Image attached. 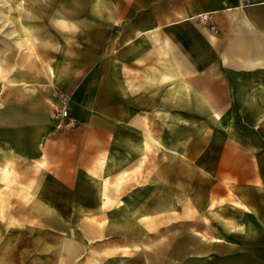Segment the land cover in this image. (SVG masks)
<instances>
[{"label":"crops","instance_id":"1","mask_svg":"<svg viewBox=\"0 0 264 264\" xmlns=\"http://www.w3.org/2000/svg\"><path fill=\"white\" fill-rule=\"evenodd\" d=\"M15 1L8 2L17 9ZM88 1L74 6L105 8L101 18L89 20L107 29L105 56L95 65L113 66L120 90L70 93L62 100L69 125L57 128L62 119L48 107L46 119L26 127V135L36 136L26 181L34 184L42 212L62 222L42 224L36 244L27 235L16 257L51 264H190L197 256L204 264L209 254L264 247V0ZM201 14L207 23L197 18ZM150 70L154 79H142ZM163 113L171 119L170 135L179 119L196 128L180 144L175 137L167 147L147 149L145 119L159 123L154 136L161 140ZM195 120H205V162L192 150L200 133ZM163 149L169 158L163 159ZM121 173L128 175L119 184ZM1 174L8 170L0 166ZM118 198L124 202L106 204ZM184 200L181 213L201 214L202 223L165 226L139 218L178 213ZM86 215L111 221L78 217ZM162 227L169 231L168 247H185L180 259L158 253Z\"/></svg>","mask_w":264,"mask_h":264},{"label":"rangeland","instance_id":"2","mask_svg":"<svg viewBox=\"0 0 264 264\" xmlns=\"http://www.w3.org/2000/svg\"><path fill=\"white\" fill-rule=\"evenodd\" d=\"M8 1L0 0V166L8 170L6 177L4 174L0 175V264H51L26 262L25 256L16 257V251L24 248L27 235L33 236L36 244V239H40L43 232L42 224L62 222L55 216L42 212V204L35 197L34 184L26 181V157L31 154L30 149L34 148L36 142L33 133L26 135V127L36 121L37 117L46 119L48 107L55 113L63 108L67 110L68 104L62 100L70 98V93L76 92L83 97L96 93L98 96L115 95L120 90L117 83H120L121 78L118 76L120 73L113 70V66L95 65L97 59L105 56L103 53L107 29L104 23L98 25L89 20L91 15L94 19L101 18L104 15V7H75V0H16L17 9H14ZM85 2L89 1L82 0V4ZM10 31H13V34H10ZM142 79L153 80V71L144 72ZM49 99H53V103L48 104ZM167 114L163 113L161 119V140L154 136V126L159 129V123L155 125L153 119H145L147 149H150L153 143L167 147L166 144L172 142L175 137L174 142L179 144L191 137L189 130L196 127L185 126L186 121L181 119L177 125H173L170 135L171 119ZM203 121L205 123V120H195V123H200V133L194 139L195 150L194 147L192 149L199 162L202 158L205 162ZM61 126L58 125L57 128ZM217 126L213 125L215 133L212 134V141L215 142L219 137ZM12 132L13 138H10ZM27 136L29 142L26 140ZM21 148L24 152L19 150ZM179 153V150L174 151L175 156ZM162 156L163 159L169 158V150L163 149ZM202 169L205 171V166ZM149 170L147 167L146 171ZM127 175L121 173L118 176L119 184ZM123 202L121 198L115 202L106 200L107 205H120ZM182 207H186L185 200L179 201L178 209L175 210L178 213L162 211L158 216L147 214L139 218L144 223L155 222L165 226L170 223L180 225L203 222L201 214L181 213ZM197 207L196 204L192 205L190 212H196ZM78 217L87 222L111 221L108 216L98 219L89 215ZM164 228L170 227L168 225ZM164 228L161 231L162 241L167 239L166 235L169 234ZM20 244L23 246L20 247ZM167 245L168 242L163 241V247L158 252L162 259H180L185 247L176 249ZM238 250L241 253L225 257L209 254L205 256L204 264H264V247L243 246ZM188 261L190 264H202L201 258L197 256H192Z\"/></svg>","mask_w":264,"mask_h":264},{"label":"built area","instance_id":"3","mask_svg":"<svg viewBox=\"0 0 264 264\" xmlns=\"http://www.w3.org/2000/svg\"><path fill=\"white\" fill-rule=\"evenodd\" d=\"M197 18L203 23H207V21L209 19L207 14H201V15L197 16ZM209 28L213 32H217V29L213 25H209ZM57 116H59L62 119L60 121L59 125H66L67 126L71 123V119L69 118V115H68L67 110L65 108L61 109V111H59L57 113ZM65 118L67 119V121L63 120Z\"/></svg>","mask_w":264,"mask_h":264}]
</instances>
